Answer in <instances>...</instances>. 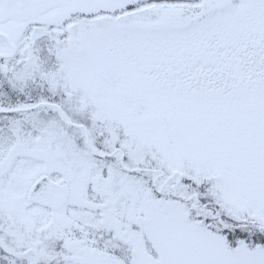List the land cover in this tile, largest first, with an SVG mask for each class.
I'll use <instances>...</instances> for the list:
<instances>
[{
  "label": "snow or ice",
  "instance_id": "obj_1",
  "mask_svg": "<svg viewBox=\"0 0 264 264\" xmlns=\"http://www.w3.org/2000/svg\"><path fill=\"white\" fill-rule=\"evenodd\" d=\"M0 264H264V0H0Z\"/></svg>",
  "mask_w": 264,
  "mask_h": 264
}]
</instances>
